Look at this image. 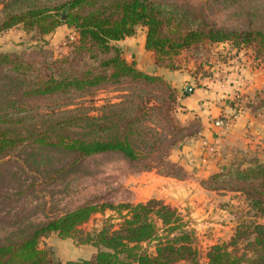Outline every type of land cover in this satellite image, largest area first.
I'll return each mask as SVG.
<instances>
[{"label": "trees", "instance_id": "16d2710c", "mask_svg": "<svg viewBox=\"0 0 264 264\" xmlns=\"http://www.w3.org/2000/svg\"><path fill=\"white\" fill-rule=\"evenodd\" d=\"M29 1L0 0V34L20 26L40 40L62 26L73 35L63 41L65 55L54 56L43 47L0 53V159L28 142L72 153L78 161L115 153L137 170L180 177L182 169L167 161L168 153L189 136L188 129L196 135L199 126L196 121L179 125L174 120L182 113L176 89L126 62L114 45L137 29H144L143 49L152 62L168 70L175 68L180 54L217 44L231 47L223 64L242 53L254 67H264V30L218 28L203 5L186 0H66L51 6ZM213 64L202 76L220 70L221 65ZM123 84L136 92L103 105L95 116L81 103L69 102L93 88ZM245 107L252 113L263 108L256 99ZM218 118L225 121L227 116ZM204 185L243 196L253 218L237 223L226 243L211 245L204 263H199L194 231L184 216L150 198L135 204L83 202L0 245V264H58L55 247L40 246L50 234L95 250L72 264H264V162L253 158L244 167H220ZM96 214L102 216L100 225L82 232L80 227Z\"/></svg>", "mask_w": 264, "mask_h": 264}, {"label": "rangeland", "instance_id": "374dc122", "mask_svg": "<svg viewBox=\"0 0 264 264\" xmlns=\"http://www.w3.org/2000/svg\"><path fill=\"white\" fill-rule=\"evenodd\" d=\"M63 1L66 0H31L29 3L51 6ZM186 1L191 6L203 5L208 20L218 28L264 30V0ZM141 31H136L138 38L132 44H117L126 62L132 60L138 69L144 68V63L151 60L141 47ZM68 35L72 37L73 33L61 26L54 33L35 40L30 33L21 31L20 26L14 27L0 34V53L19 54L43 47L51 50L54 56L65 55L67 48L62 44ZM229 48V44L205 46L202 51L180 54L175 58V68L171 70L160 68L164 71L187 68L195 76L203 75L212 69L214 61L219 63L223 57H227ZM239 56L244 55L240 53ZM230 61L229 59L226 65ZM222 65L226 67L225 64ZM128 91L136 92L125 84L106 85L93 88L78 98L72 97L73 99L57 103L72 99L69 102L81 103L95 116L100 107L107 103H118L120 97ZM152 93L160 95L157 91ZM257 97L256 100L263 107L259 114H264V90ZM174 120L182 127L186 124L179 116L174 117ZM149 121L155 123L156 119L150 116ZM191 131L193 129H188L189 136L172 148L167 157L169 163L182 169L180 177L164 176L157 169L137 170L115 153L96 154L78 161L72 153L60 149H45L32 143H22L0 159V245L15 241L35 225L70 211L86 201L135 204L155 198L175 208L188 221L189 227L194 231L199 263H204L205 253L211 245L226 243L237 223L243 220L253 221V218L240 194L205 188L204 182L212 173L201 178L193 170H184L183 165L179 164L181 155L177 148L196 136ZM253 158H246L244 165L234 161L221 167H244ZM101 220L102 216L96 214L80 230L86 232L98 227ZM41 243L40 246L55 247L53 259L58 264L76 263L87 259L94 252L90 246L75 244L70 239H60L55 234H50ZM239 248H242V244Z\"/></svg>", "mask_w": 264, "mask_h": 264}, {"label": "crops", "instance_id": "0c3cea01", "mask_svg": "<svg viewBox=\"0 0 264 264\" xmlns=\"http://www.w3.org/2000/svg\"><path fill=\"white\" fill-rule=\"evenodd\" d=\"M138 30H142L140 41L143 49L144 29L136 31ZM137 38L136 32L133 36L118 42L129 45ZM118 42L114 43L117 47L119 46ZM131 62L133 61L131 60ZM222 64L218 63V66L221 65L220 71H223L224 74L226 70L230 71L232 61L228 65L224 63L226 67ZM237 64H240L236 66L238 75L247 82L246 95L251 100L258 98L257 96L264 90V68L255 69L253 62L245 56H240ZM135 66L137 67V65ZM143 67L139 70L162 77L179 92L177 103L181 107L182 113L179 114V117L183 123L190 121L198 123L199 128L196 136L177 148L178 154L181 155L178 162L183 165L184 170H193L197 176L203 178L221 166L234 161L244 165L249 156L254 157L258 162H264V114L252 113L245 107L231 118L229 127L224 131L212 126V121L215 118L228 116L231 112L227 100L237 84L234 75H229L224 82H219L216 79L218 71L206 77L195 76L187 68L186 70L164 71L157 67L152 60H147ZM186 85L190 86L189 93L183 91ZM209 148L212 150L208 155Z\"/></svg>", "mask_w": 264, "mask_h": 264}, {"label": "built area", "instance_id": "2783aa9c", "mask_svg": "<svg viewBox=\"0 0 264 264\" xmlns=\"http://www.w3.org/2000/svg\"><path fill=\"white\" fill-rule=\"evenodd\" d=\"M71 39V36L69 37ZM239 54H234L230 59L232 61V67L230 71L226 70L225 74L223 71H218V75H216V79L219 82H224L229 75H234L236 78L237 84L235 88L232 90V95L228 98L227 102L232 105L234 111L237 113L245 108V105L250 102V98L246 95V86L247 82L243 77H240L238 74V68H236L239 63ZM238 72V73H237ZM231 110V109H230ZM232 110L228 114L225 121L219 119L218 117L212 121V126L218 130L224 131L230 125L231 118L236 114ZM211 148H209V153H211Z\"/></svg>", "mask_w": 264, "mask_h": 264}, {"label": "water", "instance_id": "95a60500", "mask_svg": "<svg viewBox=\"0 0 264 264\" xmlns=\"http://www.w3.org/2000/svg\"><path fill=\"white\" fill-rule=\"evenodd\" d=\"M183 91H184L185 93H189V91H190V86L186 85V86L184 87Z\"/></svg>", "mask_w": 264, "mask_h": 264}]
</instances>
